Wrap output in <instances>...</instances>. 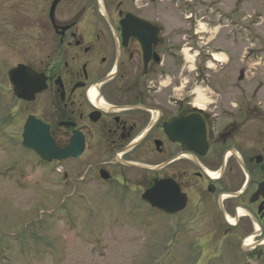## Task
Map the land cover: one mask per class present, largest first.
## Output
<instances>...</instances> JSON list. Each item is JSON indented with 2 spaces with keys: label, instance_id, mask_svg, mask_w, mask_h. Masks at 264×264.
Segmentation results:
<instances>
[{
  "label": "flooded vegetation",
  "instance_id": "flooded-vegetation-1",
  "mask_svg": "<svg viewBox=\"0 0 264 264\" xmlns=\"http://www.w3.org/2000/svg\"><path fill=\"white\" fill-rule=\"evenodd\" d=\"M29 2L41 9L30 20L44 40L9 70L25 66L35 73L29 89L41 91L30 102L11 99L23 103L24 124L34 118L59 152H72L57 167L84 168L69 197L93 184L116 200L152 191L171 210L162 214L170 230L187 240L201 231L192 242L201 246L229 240L238 264H264V125L254 128L264 114L235 98L231 108L197 106L193 82L174 73L184 69V46L198 47L205 0ZM58 172L62 187L75 174Z\"/></svg>",
  "mask_w": 264,
  "mask_h": 264
},
{
  "label": "rangeland",
  "instance_id": "rangeland-1",
  "mask_svg": "<svg viewBox=\"0 0 264 264\" xmlns=\"http://www.w3.org/2000/svg\"><path fill=\"white\" fill-rule=\"evenodd\" d=\"M205 1L208 10L195 27L199 53L184 46V69L175 66V75L181 73L180 82L187 85L188 79L204 75V66L213 68L209 54L221 51L217 60L223 69L205 72L209 88L192 83L190 91H199L202 108H231L235 98L250 102L254 115L264 114V0ZM37 4L0 0V264H238L229 240L216 247L192 243L201 231L185 239L182 229L175 233L171 225L170 230L167 216L152 213L141 200L101 196L94 184L76 186L72 199L73 180L84 168L45 164L21 147L27 114L23 103L12 101L5 78L11 66L26 61L22 53L27 46L44 40L30 20L40 16ZM170 8L174 24L182 25ZM254 121L255 129L264 125ZM58 170L75 173L70 174L72 184L60 186Z\"/></svg>",
  "mask_w": 264,
  "mask_h": 264
},
{
  "label": "water",
  "instance_id": "water-1",
  "mask_svg": "<svg viewBox=\"0 0 264 264\" xmlns=\"http://www.w3.org/2000/svg\"><path fill=\"white\" fill-rule=\"evenodd\" d=\"M34 76L35 75L31 74L28 69L23 66H18L16 69L9 71L7 74V81L13 90V94L20 99H32L34 93L41 91V89H32L30 87V95L26 93L28 91L30 82L31 84L36 82ZM22 146L25 149L33 151L37 156L40 157L42 161L47 163H50L52 160L65 159L68 157L67 155L72 156L71 152L63 153L57 151V149L54 147L53 141L48 135L47 128L31 118H29L24 125ZM151 193L152 191L147 192L144 195L143 200L152 207H156L157 203L153 200ZM158 202V205H160L158 206V209L160 208L162 211L167 210L165 201L159 200Z\"/></svg>",
  "mask_w": 264,
  "mask_h": 264
},
{
  "label": "bare ground",
  "instance_id": "bare-ground-1",
  "mask_svg": "<svg viewBox=\"0 0 264 264\" xmlns=\"http://www.w3.org/2000/svg\"><path fill=\"white\" fill-rule=\"evenodd\" d=\"M214 59H216L217 60V56H215L214 57ZM180 90H182V89H180ZM193 96H195V104L197 105V106H201L202 104H201V97H200V94H199V91H194L193 93Z\"/></svg>",
  "mask_w": 264,
  "mask_h": 264
}]
</instances>
